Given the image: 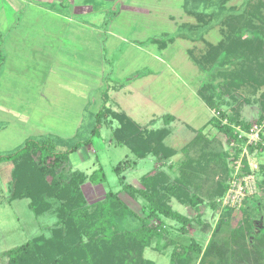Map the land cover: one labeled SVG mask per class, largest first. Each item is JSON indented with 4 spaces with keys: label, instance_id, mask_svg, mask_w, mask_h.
Masks as SVG:
<instances>
[{
    "label": "rangeland",
    "instance_id": "374dc122",
    "mask_svg": "<svg viewBox=\"0 0 264 264\" xmlns=\"http://www.w3.org/2000/svg\"><path fill=\"white\" fill-rule=\"evenodd\" d=\"M258 1L0 0V55H6L0 68V155L15 153L31 139L67 152L92 138L96 113L105 104L131 117L143 139L165 130L162 143L175 154L139 159L112 139L119 124L106 118L100 136L69 154L47 184L102 169L97 179L104 176L103 183L82 186L88 203L113 191L136 215L119 219L120 231L144 223L160 233L149 246L135 248L141 264L184 263L188 257L191 264H219L216 256L204 258L213 232L229 248L230 261L250 254L249 262L264 263V145L246 155L247 140L240 139L245 131L235 126L238 139L230 138L213 122L228 125L222 111L237 114L250 128L262 125L264 84L234 77L245 66L242 49L226 63L208 55L235 37L236 17ZM242 37L251 41L247 57L264 54V5ZM203 95L213 97L218 110ZM139 138L129 143L142 144ZM248 159L257 165V192L237 208L225 200L233 177L250 173ZM119 163L125 183L138 189L146 188V178H157L161 202L191 220L187 233L176 220L146 217L149 202L122 190L114 171ZM12 171L13 164L0 162V264L8 262L4 252L49 237L58 221L54 200L52 211L38 217L30 199L11 200ZM174 185L180 187L177 196L165 188Z\"/></svg>",
    "mask_w": 264,
    "mask_h": 264
},
{
    "label": "trees",
    "instance_id": "16d2710c",
    "mask_svg": "<svg viewBox=\"0 0 264 264\" xmlns=\"http://www.w3.org/2000/svg\"><path fill=\"white\" fill-rule=\"evenodd\" d=\"M263 5V0H259L255 6L249 7L245 14L237 16L238 24L237 27L234 26L237 31L235 37L233 36L226 45L212 47L208 54L209 60L218 62V59H221V63L223 61L226 63L230 54L242 49L243 51L240 53L243 54L245 66L237 70L234 77L236 79L246 78L248 81L251 80L260 85L264 84V54L260 50L252 58L253 60L250 59V56L247 57V52H251L253 49L251 45H248L251 41L243 39L242 35L254 26L255 20L261 17ZM150 42L156 43L157 40L153 39ZM2 52L0 47V54ZM5 59V55H0V68ZM226 76L230 75L227 73ZM239 82L233 81L232 84L239 87ZM203 99L211 109L218 110L213 97L203 95ZM101 109L95 116V125L91 132L92 138L100 136L101 127L106 122V118H109L110 121L119 124V127L112 133L114 137L112 139H115L119 145H126L139 159H146L149 156L166 159L175 154L173 150L162 143L165 130L157 132L153 136L150 133L143 139V131L126 113L113 111L106 108L105 104ZM219 116L221 119H228V125H222L220 119L211 121L230 138L238 139V136L235 135V126L241 127L245 132L251 131V125L241 121L237 114L229 117L226 113L219 111ZM171 118L170 115L166 116L167 120ZM261 121H264V116L261 117ZM136 137L143 139L142 144L131 145L129 142ZM92 138L78 142L67 152H55L53 144H50L49 141L31 139L15 153L0 155V162L5 161L13 164L11 200L30 199L29 207L37 217L52 211V200H54L56 202L54 211L58 219L49 237L43 234L18 248L4 252L2 256L7 258V264L142 263L137 261L138 256L135 254V248L149 246L154 238L160 236V233L157 228H149L144 223H141V227L133 231H120L118 220L136 215L113 191L107 192L103 200L92 205L88 203L82 186L87 181H91L93 184L103 183L104 176L97 179V174L102 169L95 171L90 177L83 172H76L65 180L57 177L51 183L47 184L46 182L48 175H54L57 169L64 168V164L68 162L69 154L89 146L92 143ZM114 171L119 177L123 191L132 197L140 196L149 202L146 217L158 218L161 215L176 220L182 224L181 232L187 233L186 228L192 223L191 220L161 202L156 192V177L146 178V188L138 189L134 185L125 183L121 163L115 167ZM165 188H170L176 196V191L180 189L177 185ZM227 189L228 186L225 191ZM233 253L232 255H237V252ZM257 253L256 251L255 254ZM230 254L229 248L216 242V233L213 232L204 252V258L216 256L219 259V264H264L256 260H253L252 263L249 262L250 254L245 258L238 255L233 261H230ZM143 263L145 264V262ZM146 264L152 263L147 261ZM177 264H191V260L188 257L184 263L178 261Z\"/></svg>",
    "mask_w": 264,
    "mask_h": 264
},
{
    "label": "built area",
    "instance_id": "2783aa9c",
    "mask_svg": "<svg viewBox=\"0 0 264 264\" xmlns=\"http://www.w3.org/2000/svg\"><path fill=\"white\" fill-rule=\"evenodd\" d=\"M239 131H237L238 133ZM264 123L259 126H254L251 128L250 132H243L240 135V139L246 138V145L244 147V154L248 155V151L250 147H254L255 154H257L259 146L264 145ZM255 161H250L248 159V165L250 169V173L248 175H243L238 178L239 175H236L231 180V184L229 185L228 194L226 197V204H232L233 206L241 207L243 202L247 199L248 196L252 195L257 190V181H256V173H257V165H254ZM236 167L241 165L240 161L235 162ZM239 168V167H238ZM239 170V169H237ZM257 192V191H256ZM255 192V193H256ZM254 193V194H255Z\"/></svg>",
    "mask_w": 264,
    "mask_h": 264
},
{
    "label": "crops",
    "instance_id": "0c3cea01",
    "mask_svg": "<svg viewBox=\"0 0 264 264\" xmlns=\"http://www.w3.org/2000/svg\"><path fill=\"white\" fill-rule=\"evenodd\" d=\"M6 56V55H5Z\"/></svg>",
    "mask_w": 264,
    "mask_h": 264
}]
</instances>
